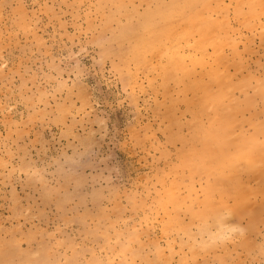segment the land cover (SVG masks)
<instances>
[{
	"label": "rangeland",
	"instance_id": "1",
	"mask_svg": "<svg viewBox=\"0 0 264 264\" xmlns=\"http://www.w3.org/2000/svg\"><path fill=\"white\" fill-rule=\"evenodd\" d=\"M192 1L187 16L202 12L229 26L237 47L226 46L224 53L244 65L236 80L250 82L235 97L242 108L245 98H258L254 109H242L246 113L238 120L245 117L235 129L252 134L249 123H264V97L258 94L264 86V0L254 5L248 0ZM179 2L0 0V264H264L261 194L250 202L255 201L252 207L262 218L232 212L234 185L228 198L227 191L221 192L228 204L218 200L220 194L212 195L219 206L231 205L230 215L224 205L221 216L216 213L220 219L212 213L197 222L188 217L198 206L202 211L206 184L213 178L191 175L178 158L192 146V129L188 113L182 116L183 139L174 138L178 130L168 128L164 113L171 98L164 94L160 75L164 53L154 54L157 61L150 54L145 62L135 56L145 35L141 25L158 8H168L170 31H185L170 12ZM251 7L259 15L246 24L238 10L245 14ZM199 34L195 29L187 34V54L196 53ZM168 84L176 109L184 110L179 88L173 81ZM239 132L231 145L248 142L249 133L244 138ZM245 177L241 173L240 181ZM221 219L238 228L223 234H231L232 241L229 235L219 236L225 229L218 225ZM215 227L223 232L215 235Z\"/></svg>",
	"mask_w": 264,
	"mask_h": 264
},
{
	"label": "bare ground",
	"instance_id": "2",
	"mask_svg": "<svg viewBox=\"0 0 264 264\" xmlns=\"http://www.w3.org/2000/svg\"><path fill=\"white\" fill-rule=\"evenodd\" d=\"M248 1L250 2L251 5H254L257 2L256 0H248ZM180 2H179V4L175 3L174 5H172V7L170 8V12L173 13L176 16V18H178V22L180 23V26H184L185 31L184 32L177 31L176 33H173L172 31H170L169 30L170 28L168 26L170 23L168 21H166L167 18L170 19V15L168 14V8H164V9L158 8L156 12L149 13L147 15V19L141 25V26H143L142 29L145 31V35L143 38H141L140 43L137 45L135 56L137 57V60L139 62H145L148 54H150V55L157 54L158 55V53H160V54L164 53L165 57L162 60L161 65H160V68H161L160 69V75L162 77V85H163L164 94H167L171 98V105L165 110V113H164L165 119L169 120L168 128L171 129L170 132H172V130H174V129H177L178 132L176 134L174 133V138H177V140L183 139V136L179 133L182 130V128L184 127V122L182 121V116L185 115L186 113H188L190 118H189V120L186 121V123L192 129V133H190V136H189L190 140H192V146L189 147V149L187 150V152H188L187 154L185 151V156H183V155L180 157L178 156V158H181V157L183 158L182 160H183V163L185 165V168L188 167L187 169H189V173H192L191 175H197L198 174V176H199V175L203 174L202 176L208 175V177L213 178L212 179L213 181L211 183H209V181H210V180H208L209 178L207 179L208 181H207L206 185H208L209 190L207 187H206L207 189L205 188V190H206L207 194L209 193L208 194L209 197L206 196L207 194H206V192H204V196H205V199H207V201L204 204L202 211L201 212L198 211V208H200L198 205H196L198 207L195 209L190 208V206H189V208H190L189 211H192V209H193V211L188 212V214H189L188 217L189 218L192 217L191 219L193 221L196 220L195 222H197L199 219L202 221V218L206 217V214H209L208 215L209 217H210L211 213H212V215H215L216 213L218 214L219 209H224V207L227 206L225 204H223V206L220 204V206H219L218 204L220 203V201H222V203L226 202L228 204L227 200L225 199L226 200L225 201L223 198L224 195L223 196L221 195V192L227 191V192H225L226 193L225 196L228 198L227 194L229 192V188L234 185V187L236 186V188L242 187V189L240 188L242 191H243V186H244L246 189H248L247 190L248 192L246 191V193L242 194L241 190H239L240 192H238V191H235L238 189L232 187L235 189L233 192L237 193V195H235V194L233 195V194H230V192H229V196L230 195H233V197L235 196V198L230 197V199L232 198V200H230V201L233 202V199H234L235 204L230 202L231 205L233 204L232 206H234V207H232V208H234V209L232 211L231 205H228L230 207H228V206L225 207V209L227 210L226 211L224 209L225 212L228 213L231 210L234 213V211L237 210L238 212H240V215H241V213L245 214L242 216H244V217L248 216L247 218L251 217L253 220L256 218L258 219V217L262 218L264 215L262 216L261 213L259 214L258 211H256L257 209H254V207H255L254 203H255V201H257V198H258L255 196H258L259 194H261L262 196L260 197L261 199L258 198L260 200V202H258V203H261L264 200V123L260 122V124H259L258 121H254L253 119H252L253 120V122H252V121H250L251 120L250 118H249L250 120H248V118H247L248 121L252 122V124L249 123L251 126H253V128L252 127L251 128L254 129L252 134H251V132H245V130L247 128L245 130L243 129L244 131H242L241 129H238L239 131L241 130L240 132L239 131L238 132L240 135L242 132L241 136H243L244 138H246L245 136H248L247 134L249 133V137H247V139L243 138L244 140H248V142L243 144L244 141L240 137V139H241L240 141H243L242 143L237 142L238 143L237 145H235V144L231 145V143H234V142L236 143L235 139H237L239 137V136H237V138L233 137L234 142L231 139L232 136L235 135L234 133H236V135H237L238 132L236 131L235 127L238 126L237 123H240V121L242 120L241 117H243L244 114H243V116L240 117L241 120L240 119L238 120L239 116L242 115L241 113H243V112L246 113L245 110L243 111L242 109H244L245 106H251V107H249V109H247V110H251L254 107L253 105H255L258 98L256 99V101L254 99L245 98L247 100V102L245 104H243L245 106H243V108H242L241 104L238 102L237 98L235 97L236 91L242 90V89H244V87L249 88L250 82H249V79H247L245 77L244 78L241 77L242 80H236V76H238L237 75L238 72L241 70V68L244 65H242L243 63L241 64L240 61L238 62L234 58H230L227 55H225L226 52L224 53V51H225L224 49L226 46L237 47L235 44V40L231 36H229V34H228V31L230 30L228 24L222 22L223 24H225L222 27V25H220V22H213L210 19V17L204 16L202 14V12H201V14L200 13H194L192 15L187 16V14H188L187 11L193 7V1L192 0H180ZM215 3H216V1H215ZM167 5H169V4H167ZM120 7L121 6H119V8ZM240 7H241V5H240ZM219 8H221V7H219ZM212 10H213L212 12L215 13L216 10L214 11L213 6H212ZM193 11L194 10H192L191 12H193ZM238 12L240 13V15H243V17H244L243 20L246 24H249L251 21H255L259 15L257 13V10L254 7H251L249 12H246L245 14L240 9L238 10ZM166 14H168V17L166 16ZM225 14H228V13L225 12L223 15H225ZM235 15L237 16V14H235ZM234 16H233V18H234ZM101 17H103V16H101ZM222 18H224V16H222ZM175 20H177V19H175ZM221 20H222L221 18L218 19V21H221ZM161 21H164V22L159 25L158 23ZM219 25H220V28L222 30L223 29L225 30V36L221 34L222 30L220 32H218V30H219L218 26ZM263 27H264V24H262L261 28H263ZM193 29L197 30L200 33L199 35H200L202 42L195 45L196 47H194L195 48L194 52H196V53L193 54L191 52L192 54L191 53L187 54L185 47L189 46L188 44L190 42V40L187 39V37H188L187 34ZM192 39L194 40L196 38H192ZM196 40H194V41H196ZM191 43H196V42H191ZM206 46H210V48L212 50L211 53L208 52V49L206 48ZM234 54H235V52H234ZM154 56L156 57V55H154ZM187 60L189 61L188 64L186 63ZM156 61H157V57H156ZM147 64H149V63H147ZM150 65H151V62H150ZM232 69L234 70L233 72H232ZM242 70H243V68H242ZM138 71H141V70H138ZM152 77H153V75H152ZM135 78L138 79V76L133 78L134 81H137V79L135 80ZM259 80H258V82H259ZM171 81H173L177 85V87L179 88L178 97L181 101L180 103L183 104V108H184V110H181V111L179 110V112L175 106V99L173 98L174 95L170 94V92H172V91L170 89L171 87L169 88L168 83H170ZM133 82L131 84L134 85ZM137 84H139V83H137ZM137 84H136V86H137ZM133 85L131 86L132 91L135 92V90H134L135 88H133L134 87ZM262 87H263L262 91L261 92L259 91V93L256 89L257 93L261 95L260 96L261 99H262V97H264V86H262ZM151 89L153 90V88H151ZM140 90L143 92V88H141ZM140 90H138V91L141 92ZM156 90L158 91L159 89L155 88L153 93L157 92ZM145 92H143V93H145ZM150 93H151V91H150ZM255 95H257V94L255 93ZM135 96H137V95H135ZM262 100H264V99H262ZM160 102H162V100ZM137 108H138V105H137ZM155 110H157V109L154 108V111ZM261 110H262V108H261ZM157 111H156V113L155 112L154 113H155V115L157 114L156 116L158 117L159 111L158 112ZM253 114H254V112H253ZM263 116H264V114H263ZM262 119H264V117ZM242 121H241V123H242ZM244 123H246V122H244ZM239 126L241 127V125H239ZM240 127H238V128H240ZM242 127H244V126H242ZM168 128H166V129H168ZM234 129L236 132L234 131ZM260 136L263 140H260ZM184 137H185V135H184ZM186 139H188V138L186 137ZM230 140H232L231 143H230ZM182 143H180V144L182 145ZM196 144L199 145L200 148H198L199 147L198 146L197 147L198 149H196ZM231 147H235L234 150ZM230 148L232 149V151ZM182 150L184 151V149H182ZM182 154H184V153L182 152ZM180 163H181V160H180ZM241 166L243 167V170L239 169ZM171 169H172L171 171H173V167ZM182 172H184V171H182ZM239 172H240V176H239ZM236 173H238L237 175L239 178L233 177L234 174L236 175ZM241 173H243L245 176H247V179L245 177L246 184H247L246 186L243 183L245 181V179H244V181L243 180L240 181ZM191 175H189V176H191ZM202 176H200V177H202ZM191 178H193V177H191ZM191 178H189V181ZM191 180H193V179H191ZM251 181H254L255 184L254 185H253V183L251 184ZM181 183L182 182H180V184ZM192 186L194 187V184ZM173 187L175 189V186H173ZM245 188H244V191H245ZM212 190H213V194H212ZM176 191H178L177 188H176ZM176 191L174 193H176ZM203 191H202V193H203ZM219 191H220V193H219ZM214 192L217 193L218 197L221 195L222 198L221 197L218 198V200H220V201H218L216 198L212 197V195L214 196ZM210 195H211L212 199H209V198H211ZM166 196L170 200L172 199V197H168L169 196L168 194ZM185 197H182V198H185ZM214 197H216V196H214ZM251 197L252 198L254 197V199H253V200H255L254 203L250 202V200L253 201L251 199ZM178 199H181V198L178 197ZM175 200H177V197ZM191 200H192V198H191ZM215 200L218 201L219 203H216ZM182 201H185V200L183 199ZM193 201H194V198H193ZM193 201H190V202H193ZM203 201L204 200H202V204H203ZM179 202H181V201H179ZM194 202H193V204H194ZM191 204L192 203L189 204V202H188L185 205L188 206ZM193 204L191 205V207L193 206ZM202 204H200V205H202ZM252 204L254 205V207H252ZM262 204H263V202H262ZM262 204L256 205L257 208L261 207ZM261 208H259V209H261ZM173 210L176 211L175 209H173ZM179 211H180V209L178 207V212ZM230 212H229V215L231 214ZM261 212H263V208H262ZM180 213H182V211ZM221 213H223L222 210L219 213L220 216H221ZM184 214H186V213H184ZM184 214H183V216H187ZM217 214L215 215V217L217 216ZM219 214H218V216H219ZM212 217H214V216H211V218ZM191 219L188 222H191ZM223 219L217 220V221H219L218 225H220V227L221 226L223 227V225H224L223 223L226 222ZM212 220H214V219H212ZM222 220L224 222L221 223ZM201 221H199V222H201ZM228 226H230V225H227V226L224 225V227H223V228H225L223 230L224 232L221 230L222 227L221 228H218L219 226L215 227V235H217L216 232L219 234V232L221 233V231H222L223 233H221L219 235V236H221L224 233H226L225 230L226 231L228 230V232L231 233V231L234 232L236 229H238V228H235L234 226H230V227H228ZM250 226L252 227V223L250 224ZM250 226H249V228H250ZM216 228H218L220 231L217 230ZM234 228H235V230H234ZM242 230L244 232L246 231V229L245 230L242 229ZM236 231H238V230H236ZM248 232H249V230H248ZM212 233H213V231H212ZM229 233H227L226 236L225 235H223V236H225L227 238V236L229 235L228 237H231L232 233L231 234H229ZM254 233H255V231H254ZM243 234H242V236H243ZM253 239H252V241L255 240V239L254 240ZM229 240L232 241V237L229 238ZM225 249H226V247H225ZM225 249H224V251H225ZM226 253H227V250H226Z\"/></svg>",
	"mask_w": 264,
	"mask_h": 264
}]
</instances>
